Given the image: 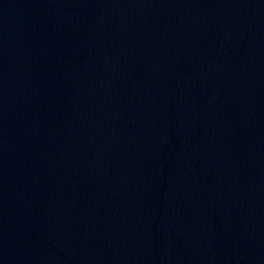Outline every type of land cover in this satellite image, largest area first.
<instances>
[{
  "label": "water",
  "instance_id": "1",
  "mask_svg": "<svg viewBox=\"0 0 264 264\" xmlns=\"http://www.w3.org/2000/svg\"><path fill=\"white\" fill-rule=\"evenodd\" d=\"M0 264H264V0H0Z\"/></svg>",
  "mask_w": 264,
  "mask_h": 264
}]
</instances>
